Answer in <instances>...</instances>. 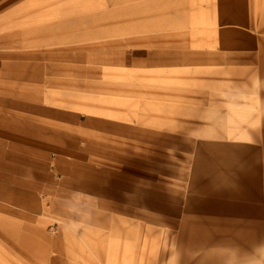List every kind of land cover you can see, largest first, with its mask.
<instances>
[{"label": "rangeland", "instance_id": "rangeland-1", "mask_svg": "<svg viewBox=\"0 0 264 264\" xmlns=\"http://www.w3.org/2000/svg\"><path fill=\"white\" fill-rule=\"evenodd\" d=\"M106 1L0 0V264H264V0Z\"/></svg>", "mask_w": 264, "mask_h": 264}, {"label": "bare ground", "instance_id": "bare-ground-1", "mask_svg": "<svg viewBox=\"0 0 264 264\" xmlns=\"http://www.w3.org/2000/svg\"><path fill=\"white\" fill-rule=\"evenodd\" d=\"M56 2H59V4H63V2H70V4L72 5V10L73 11H78L81 9H86L88 8V12L83 11L81 14L75 15V14H71V15H66L65 17H62L60 19L57 20V24L60 26H65L68 27L69 32L72 33L73 31L76 34H80L82 32H84V29L81 28H77L75 27L78 26L77 23H82L85 22L87 24H91L92 22H104V21H113L111 15L112 12H108V9H99L97 11H92L91 8L93 6L95 0H54ZM115 1V0H114ZM155 1V2H153ZM231 2L227 1V3L225 4L227 6L228 11H232L231 15H227L228 17L226 18L228 21H234L236 16L234 14H236L235 12L238 11H242L245 14V11L247 8H250V4L247 3V0H230ZM113 0H108L105 3H112ZM156 3V0H152V4ZM258 3V2H257ZM104 4V3H103ZM156 5V4H155ZM249 5V6H248ZM260 7V6H259ZM115 12H119L118 10V4H114V6L112 7ZM59 14H65L66 10H67V6H65V8H60ZM261 10V9H260ZM153 14L156 15V10H152ZM263 13V12H262ZM72 31V32H71ZM15 68H17V65L14 63ZM11 123H8V125H10ZM18 126V129L21 131H25L28 134L30 133V135H35L37 132H41L42 129L41 128H35L34 125H30V124H26V123H21V124H16ZM29 141H26V145H24L25 149L32 150L34 151V147H32L31 145L28 144ZM1 145V143H0ZM13 145L18 146V143H14ZM3 149V146H0V152ZM29 159H31V157H29ZM1 161V160H0ZM32 162L35 164L34 160H32ZM31 161H29V164L32 163ZM0 164L3 166L4 163H2V161L0 162ZM17 188V197H20L21 199L23 197L26 196H31L33 197V207H39V204H37V200H36V194H34V192L30 193L28 190V185H26L25 181H19L18 186H16ZM18 199V198H17ZM233 253V251H232Z\"/></svg>", "mask_w": 264, "mask_h": 264}, {"label": "crops", "instance_id": "crops-1", "mask_svg": "<svg viewBox=\"0 0 264 264\" xmlns=\"http://www.w3.org/2000/svg\"><path fill=\"white\" fill-rule=\"evenodd\" d=\"M24 97V102H22V103H24V104H20L21 105V107H22V105H24V107H26L27 108V106H29V108H30V110H31V113H32V110H33V108H32V102H29V101H27L26 100V98H29L27 95L25 96H23ZM4 101H6V100H4ZM0 102H1V100H0ZM9 102V101H8ZM20 107V106H19ZM26 116L27 117H29L31 120L33 119V115L32 114H26ZM1 118H2V115H0V120H1ZM15 123V122H14ZM21 123H25V122H21ZM16 124H18V123H15V125ZM26 124H28V122H26ZM19 125V124H18Z\"/></svg>", "mask_w": 264, "mask_h": 264}]
</instances>
